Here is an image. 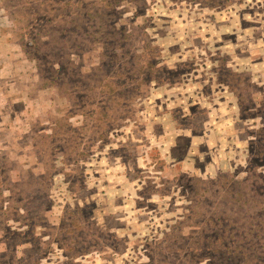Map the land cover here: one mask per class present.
I'll return each instance as SVG.
<instances>
[{"label":"rangeland","instance_id":"374dc122","mask_svg":"<svg viewBox=\"0 0 264 264\" xmlns=\"http://www.w3.org/2000/svg\"><path fill=\"white\" fill-rule=\"evenodd\" d=\"M0 264H264V0H0Z\"/></svg>","mask_w":264,"mask_h":264}]
</instances>
